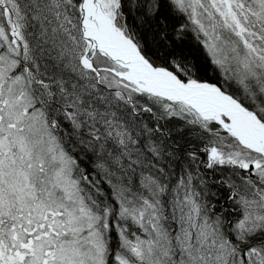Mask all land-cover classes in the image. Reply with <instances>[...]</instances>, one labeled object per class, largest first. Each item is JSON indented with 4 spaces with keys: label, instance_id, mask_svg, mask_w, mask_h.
Masks as SVG:
<instances>
[{
    "label": "snow or ice",
    "instance_id": "snow-or-ice-1",
    "mask_svg": "<svg viewBox=\"0 0 264 264\" xmlns=\"http://www.w3.org/2000/svg\"><path fill=\"white\" fill-rule=\"evenodd\" d=\"M0 264H264V0H0Z\"/></svg>",
    "mask_w": 264,
    "mask_h": 264
}]
</instances>
